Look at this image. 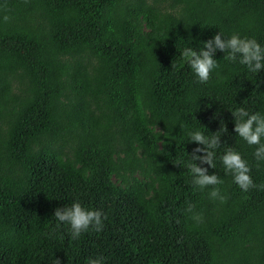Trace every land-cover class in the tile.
I'll return each mask as SVG.
<instances>
[{"label": "trees", "instance_id": "1", "mask_svg": "<svg viewBox=\"0 0 264 264\" xmlns=\"http://www.w3.org/2000/svg\"><path fill=\"white\" fill-rule=\"evenodd\" d=\"M217 30L264 44V0H0V264H264V189L218 158L234 147L264 184L229 112H264V71L218 51L200 82L179 54ZM221 120L222 202L185 167L188 131ZM73 200L100 231L51 217Z\"/></svg>", "mask_w": 264, "mask_h": 264}, {"label": "clouds", "instance_id": "2", "mask_svg": "<svg viewBox=\"0 0 264 264\" xmlns=\"http://www.w3.org/2000/svg\"><path fill=\"white\" fill-rule=\"evenodd\" d=\"M223 53L224 59L235 62L246 68L253 76L264 71V44L254 36L241 35L232 32L225 35L222 30L215 31L209 38L202 40V46L193 47L185 45L180 49V56L184 58L195 79L200 82L208 81L213 70L218 68L217 52ZM233 133L248 145H254L253 157L256 161H264V112L249 111L243 105L229 110ZM226 132L223 120L219 129L212 135H205L199 128L188 131V141L195 142V146L187 152L188 159L185 167L189 170L191 183L198 189L209 188L208 196L219 201L224 200L220 189L215 187L221 183L214 171L213 160L216 158V149L220 146V137ZM219 161L225 174H230L232 181L242 190L249 188L264 189V184H255L250 175V166L242 157L240 151L232 146H226L219 155ZM58 224L67 225L70 236L75 239L89 229L100 231L103 227V217L100 209L82 204L73 200L71 204L57 206L52 211V216ZM196 217H194L195 219ZM55 264H60L56 259ZM85 264H104L101 255L87 256Z\"/></svg>", "mask_w": 264, "mask_h": 264}]
</instances>
